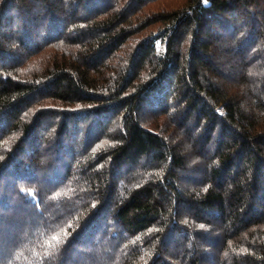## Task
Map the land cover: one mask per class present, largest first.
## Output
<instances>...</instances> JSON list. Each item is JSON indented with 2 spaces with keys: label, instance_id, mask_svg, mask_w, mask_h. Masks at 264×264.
<instances>
[{
  "label": "trees",
  "instance_id": "obj_1",
  "mask_svg": "<svg viewBox=\"0 0 264 264\" xmlns=\"http://www.w3.org/2000/svg\"><path fill=\"white\" fill-rule=\"evenodd\" d=\"M0 264H264V0H0Z\"/></svg>",
  "mask_w": 264,
  "mask_h": 264
},
{
  "label": "snow or ice",
  "instance_id": "obj_2",
  "mask_svg": "<svg viewBox=\"0 0 264 264\" xmlns=\"http://www.w3.org/2000/svg\"><path fill=\"white\" fill-rule=\"evenodd\" d=\"M52 240H54V241L57 242L56 245H52V246H51V247H52V251L54 252V251L57 250L60 241H59V238H58L57 236H53V237H52ZM51 254H52V253H46L45 255H46V257H48V256H50Z\"/></svg>",
  "mask_w": 264,
  "mask_h": 264
}]
</instances>
